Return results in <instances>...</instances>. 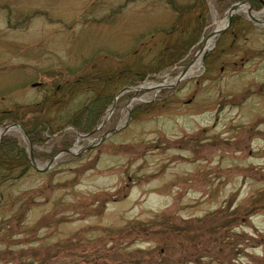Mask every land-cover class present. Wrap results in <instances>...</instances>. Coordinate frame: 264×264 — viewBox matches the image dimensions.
Wrapping results in <instances>:
<instances>
[{"label":"rangeland","instance_id":"1","mask_svg":"<svg viewBox=\"0 0 264 264\" xmlns=\"http://www.w3.org/2000/svg\"><path fill=\"white\" fill-rule=\"evenodd\" d=\"M207 3L185 64L154 72L164 46L191 39L186 19L171 39L160 33L175 20L163 1L0 0V111L66 83L77 109L97 96L81 84L92 72L117 76L101 89L115 96L172 83L235 4L220 15ZM210 48L179 84L128 90L107 114L114 96L71 154L0 189V264H264V211L243 213L264 197V20L236 12Z\"/></svg>","mask_w":264,"mask_h":264},{"label":"trees","instance_id":"2","mask_svg":"<svg viewBox=\"0 0 264 264\" xmlns=\"http://www.w3.org/2000/svg\"><path fill=\"white\" fill-rule=\"evenodd\" d=\"M156 1L166 3L175 15L173 24L171 23L166 31H160L167 39L173 37L172 34L177 32V27L183 22V19L189 22L188 27L192 25L186 33L187 35L191 29V39L186 41L185 48H182V43L179 47L175 44H168L158 54L153 71L161 72L175 65L185 64V56L192 47H196L204 33L203 30L210 23V13L207 0H190L186 3H180L176 0ZM242 1L251 4V7L256 11L264 6L262 0H211V4L214 10L221 15L229 5ZM240 20L242 18L236 16L233 19V26L236 21L239 22ZM179 34L181 35L183 32L181 31ZM126 72L132 73L129 70ZM145 77L146 74H140L137 78L129 80L127 85H138ZM150 79L154 78L150 77ZM117 80L116 75H100L93 72L86 75L82 79L81 84L84 85L82 86L85 88L92 86L94 94L96 91L98 93L97 96L77 109H70L67 104V99L74 95L75 91L73 86L66 83L52 86L51 92L43 95L36 102L17 103L0 111V127L17 123L21 127L22 133L26 135L24 142L14 134L5 135L0 141V189L7 184H15L29 175L32 170L26 154V148L29 145L32 147L31 154L34 161L41 162L70 147L77 134L90 133L100 123L101 116L115 96L110 92L104 93L101 89L112 84L116 86ZM98 88L100 90H97ZM69 158L68 156L64 157L62 161H69ZM62 161L60 164L63 163ZM263 211L264 197L259 196L257 200L256 196H253L243 213L246 216H252ZM237 215L238 212L233 211L231 221ZM228 222L226 225L224 224L227 227ZM135 228L140 229V227H130L128 232L137 236H148L147 228H142L143 232L135 231ZM154 228L156 227L150 228V230L155 232Z\"/></svg>","mask_w":264,"mask_h":264},{"label":"water","instance_id":"3","mask_svg":"<svg viewBox=\"0 0 264 264\" xmlns=\"http://www.w3.org/2000/svg\"><path fill=\"white\" fill-rule=\"evenodd\" d=\"M263 5H264V2H263ZM241 6H244L246 8V15L247 17L249 18V20L253 23H258L260 24L261 21L264 20V17L263 18H259L260 20H256L254 17H253V14H257V13H254L253 10H252V7L251 5L246 2V1H242V2H238V3H235L233 5H231L227 12H226V16H227V22L226 24L220 29V30H215L213 31L212 33H210L209 36H214L215 40L213 41L212 44H215L216 41L218 40L219 36L222 35V33L226 30L227 26H229L230 22H231V19L233 17V15L236 13V10L241 7ZM211 50V48H209L208 50H204L203 49V44L201 45L199 51L195 54V56L193 57V59L187 64L185 65L182 70L180 71V73L177 75V77H175L173 79V82L170 83V84H167V85H160L158 86L157 88L155 89H152V90H155V91H160V90H163V89H170L172 87H174L175 85L179 84L182 80H184L186 77L184 75V72L186 70V68H189L195 61L196 59L198 58H204L207 53ZM128 90H132V91H135V92H142L144 90H148L146 88H142V87H132V88H124L122 90H120L118 92V94L115 96V98L113 99V102H112V106H111V109L108 111L107 114H110L114 108H115V103H116V100L123 94L125 93L126 91ZM105 121L102 120L100 125H98L96 128H94L90 133L88 134H85V135H80V134H77V139L75 140V143H77V140L79 139H87L88 137H90L91 135H93L97 130H99L103 125H104ZM14 127H17L20 132H21V136H24V138H26V135L24 133H22L21 131V127L17 124V123H10L8 124L7 126L3 127L0 129V141L2 140V138L8 133L10 132ZM114 131L116 130H112L110 133H113ZM109 134V133H107ZM104 138V136L102 137V139ZM74 143V145L72 147H74L76 144ZM92 147H88L87 150L91 149ZM31 150H32V147L31 145L28 146V150H27V156H28V160H29V163L31 165V167L36 170V171H39V172H45L46 170H48L50 167H52L53 163L59 159L61 156H64V155H69L71 154V149H66V150H63V151H60L59 153H57L55 156H53L47 163L46 167L44 169H41L37 166L36 162L34 161L33 157H32V154H31Z\"/></svg>","mask_w":264,"mask_h":264},{"label":"bare ground","instance_id":"4","mask_svg":"<svg viewBox=\"0 0 264 264\" xmlns=\"http://www.w3.org/2000/svg\"><path fill=\"white\" fill-rule=\"evenodd\" d=\"M239 11H246V8L244 6H241L239 7L236 12H239ZM253 17L256 19V20H260L258 14H253ZM227 22V16L226 18L223 19V21H221L218 25H217V30H220ZM213 40H214V36H211L208 40H206L203 44V49L204 50H208L212 43H213ZM200 68V60L199 58L196 59V61L189 67V68H186L185 72H184V75L185 77H188L189 75H192L194 74L195 72L198 71V69ZM158 86L160 85H156L154 83H147L144 85V88L146 89H155L157 88Z\"/></svg>","mask_w":264,"mask_h":264}]
</instances>
